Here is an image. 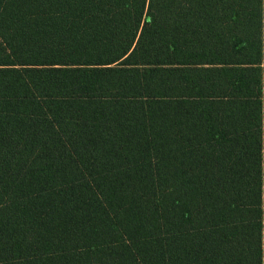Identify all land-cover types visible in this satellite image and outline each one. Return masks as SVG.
Wrapping results in <instances>:
<instances>
[{"label": "trees", "instance_id": "obj_1", "mask_svg": "<svg viewBox=\"0 0 264 264\" xmlns=\"http://www.w3.org/2000/svg\"><path fill=\"white\" fill-rule=\"evenodd\" d=\"M0 264H264V0H0Z\"/></svg>", "mask_w": 264, "mask_h": 264}]
</instances>
